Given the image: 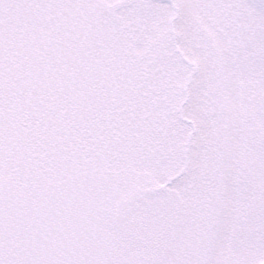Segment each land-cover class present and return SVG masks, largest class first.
Masks as SVG:
<instances>
[{
    "label": "snow or ice",
    "instance_id": "obj_1",
    "mask_svg": "<svg viewBox=\"0 0 264 264\" xmlns=\"http://www.w3.org/2000/svg\"><path fill=\"white\" fill-rule=\"evenodd\" d=\"M0 264H264V0H0Z\"/></svg>",
    "mask_w": 264,
    "mask_h": 264
}]
</instances>
